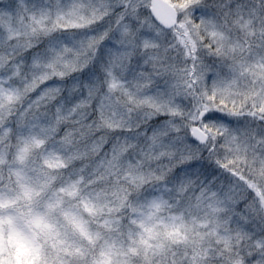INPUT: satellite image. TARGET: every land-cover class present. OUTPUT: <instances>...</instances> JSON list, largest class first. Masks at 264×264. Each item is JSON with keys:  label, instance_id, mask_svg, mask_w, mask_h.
Here are the masks:
<instances>
[{"label": "rangeland", "instance_id": "374dc122", "mask_svg": "<svg viewBox=\"0 0 264 264\" xmlns=\"http://www.w3.org/2000/svg\"><path fill=\"white\" fill-rule=\"evenodd\" d=\"M166 1L172 30L149 0H0V77L24 71L0 93V167L12 140V160H35L0 195L2 264H264V0ZM57 98L90 114L50 144L38 109ZM66 140H90V179L120 189V216L96 221L112 206L64 173ZM39 157L58 181L33 210L51 180L26 181Z\"/></svg>", "mask_w": 264, "mask_h": 264}, {"label": "trees", "instance_id": "16d2710c", "mask_svg": "<svg viewBox=\"0 0 264 264\" xmlns=\"http://www.w3.org/2000/svg\"><path fill=\"white\" fill-rule=\"evenodd\" d=\"M31 62H32L31 57L27 58L28 66L31 64ZM3 71L5 72V69H3ZM23 74H24V71L19 73L16 76V78H10L6 73L1 75V77H0V93L6 91L4 89H10V90H12V92H14L15 88H14L13 82L15 79L18 80L19 78H21ZM62 101H63V98H57L55 100H52L50 103L46 104L44 107H40L38 109V113H39V111L41 114L43 113L42 116H44V118H42V119L45 120L47 127L49 129H51L52 134L54 136L53 139L51 140L50 144H55L58 140L61 141L64 138L66 139L68 137V135L75 134V130L78 127L82 128L81 133L84 135L83 123H78V124L73 125V123H70V122H71V119H73L75 117V115H78V114L82 115L84 112L87 115L90 114L85 107H82L80 109H73L72 108V110L74 111V114H72L70 112L71 106L68 107L67 101L66 102H64V101L62 102ZM29 111L31 114L32 113L31 110H29ZM93 111H95V110L92 109L91 112H93ZM37 116H39V115H37ZM33 117H34V115L26 116L25 118L21 119L22 120L21 123L23 125L29 124V121H31V119ZM94 117L95 116H90L89 118L93 119ZM96 139H97V137L95 135L91 136V140H93V147H95V148L98 147L96 142L99 141ZM67 141L68 140H66L64 143V150H61V159L65 163H67L64 173H69V175H70V172L73 173L77 169L76 174L79 171L88 174L84 179L85 180V182H84V193L88 192L89 190H90L89 192L95 193L98 191H102L101 189H103L102 196H101L102 200L104 202H108V204L112 206V212L110 214L108 213V215L106 216V215H104V212H100L102 215L100 217H98V220H96V219H93V220H96L98 222V221H103V220H107V219H113V218H116L117 216H120V214L115 213V210L113 209L116 206V204L118 203L117 198L121 195L120 189L118 191L113 189L116 194L108 196L109 191H110L109 185L111 184L109 182V180H107V182L103 181V183H106V184L102 183V185H101V182L95 183V180L91 181V179H90L89 174H90V170H92V167H93L92 159H89V157H87V156H83L80 152L81 150L86 149L88 142L90 140L85 141V143H83L82 146L77 144L76 145L77 147L75 145H73L71 142H67ZM4 142H0V152L2 151L1 145ZM13 145H14L13 140L11 141V144L8 142V144H6V149H5V151L6 150L7 151L3 154V155H5L4 158L6 159V161L4 162L3 166L0 167V169L3 170V172H4L3 176L6 177V179L9 178L7 175L10 176V181H9L10 185L8 187V185H6V182H3L2 186H0V195L4 194V193H2L3 189H5L9 193V195H12V196H16L17 194L19 195L20 192H18L19 191L18 186L20 185V183L22 184V182H23V179H21V176H19L20 175L19 173L21 170H23L25 168V165H31L35 161L30 156L26 160H23V161H16L15 159L12 160L13 155H14V153L12 151ZM42 149H43L42 147L38 148L37 152H36L37 154L34 153L33 155H37V157H38L39 154L42 153ZM102 151H103V149H102ZM47 152H48V150H47ZM47 152H46V154H47ZM73 154H75V155H73ZM92 155L95 156L94 160L98 159V158H99L98 160H100V158H102L100 156V154L95 153V152H93ZM126 155H130V153H125V156ZM57 157H58V154L54 156V158H57ZM85 157H86L85 160H87V161L83 160ZM39 159H40V162H39L40 166L38 163L37 164L38 168H36L37 172H35V173L30 172L32 174L27 175L26 181H27L28 177H31L30 183L32 181V183L37 187V186L43 185V184H41V182H39V180H37V178H39L40 180H44V179L48 180L50 177L51 180L48 182V183H50L48 188L46 187V188H44V190L42 189L43 191L41 190L39 197L36 198L35 201H32L29 204V206H28L29 209L31 207V208H33V210L37 209L39 204L42 205V203L46 202V199L48 198V196L50 194L51 187L53 185H55V181L56 182L58 181L55 174H51V176H48V174L46 173V171L48 169L46 166L47 164H43V158L39 157ZM81 161H84V162H81ZM80 162L82 163V165H84V163H85V166H82ZM79 166H81V168H79ZM14 172L18 175V178H15ZM93 173L96 174L97 170ZM116 176H117V178H119L120 174H118ZM111 181H115V180L111 178ZM24 183H26V182L24 181ZM106 190L108 191L107 193H105ZM5 195H7V194H5ZM106 217H107V219H106ZM93 220H90V222H93ZM125 231H127V230H125ZM0 264H2L1 257H0Z\"/></svg>", "mask_w": 264, "mask_h": 264}, {"label": "water", "instance_id": "95a60500", "mask_svg": "<svg viewBox=\"0 0 264 264\" xmlns=\"http://www.w3.org/2000/svg\"><path fill=\"white\" fill-rule=\"evenodd\" d=\"M149 13L154 22L164 30L175 28L178 18L177 11L166 0H149ZM204 114V111L200 112L199 119ZM191 137L200 144H205L208 140L207 135L198 126L192 128Z\"/></svg>", "mask_w": 264, "mask_h": 264}, {"label": "flooded vegetation", "instance_id": "af4514ba", "mask_svg": "<svg viewBox=\"0 0 264 264\" xmlns=\"http://www.w3.org/2000/svg\"><path fill=\"white\" fill-rule=\"evenodd\" d=\"M177 21H178V18H177ZM177 24V23H176Z\"/></svg>", "mask_w": 264, "mask_h": 264}]
</instances>
